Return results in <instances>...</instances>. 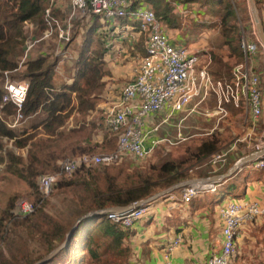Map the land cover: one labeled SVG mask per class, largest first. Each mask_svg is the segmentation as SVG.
<instances>
[{"label": "trees", "instance_id": "trees-1", "mask_svg": "<svg viewBox=\"0 0 264 264\" xmlns=\"http://www.w3.org/2000/svg\"><path fill=\"white\" fill-rule=\"evenodd\" d=\"M188 1L201 2V7L205 9L203 13L209 14L214 19L207 26L219 29L218 39L222 46L217 47L218 51H224L226 48L230 59L236 64L242 62L244 54L239 45L240 32L245 34L252 32L248 28L250 25L248 8L243 6L245 0L242 2L240 0ZM263 2L264 0H255L261 19L263 14L260 5ZM143 3L153 9L165 26L171 29L180 28L181 19L174 11V0H143ZM140 4L139 1L132 2L131 9L137 8ZM48 5L49 0H0V82L4 71L10 73L19 71L10 76L26 79L29 82L22 113L24 115L43 113V119L34 125V131L31 133L25 134L9 128L4 118L12 116L16 108L12 103L2 105L3 87L0 86V163H4V158L7 157L5 170L24 180L34 190L36 197L33 200L37 204L45 203L37 188L38 179L41 175L59 169L60 163H57V159L61 162L66 157L85 153H112L117 148V134L105 127L102 117L87 118L96 110L100 97L105 91L104 76L111 73L106 66V57L111 48L108 43L109 32L116 36L115 30L118 27L116 25L131 24L133 31L137 32V41H130V52H138L141 56L145 54V38L135 21L122 17L111 23L101 21L98 16H92L88 23L76 21L79 27L84 26L85 29L76 49L70 81H56L59 58L56 53L52 56L53 60L50 53L29 56L22 67L18 68L19 57L23 54L28 41L24 25L26 22L34 23L36 26L34 32L40 37L49 27L45 14ZM49 16L52 24L55 23L54 20L63 23L66 13L52 6ZM244 23L247 25L245 26ZM108 25H111L109 29H107ZM76 33L77 31L73 37ZM253 38L257 41L254 35ZM69 44L70 42L65 48ZM211 54L212 75L216 78L228 77L233 67L224 61L225 56L212 49ZM71 116L75 124L68 132H64L62 127ZM256 124L264 126V121L259 119ZM100 131L101 141H93L94 136ZM7 144H11L13 148H6ZM222 147V138L217 133H212L193 146L187 157L179 160L166 159L149 163L147 167L132 169L124 163H100L94 167L83 164L74 171L73 178L57 181L53 186L54 190L80 187L77 203L82 208L78 213L82 215L89 211L126 206L148 198L173 184L190 179L194 175L209 177L222 174L238 158L250 153V151L226 153L223 163L212 164V158L221 152ZM195 169L198 170L194 171ZM255 169L260 174L264 172V168ZM235 188L236 184L230 179L219 182L214 198L221 203L226 195L232 194L233 197L239 198L240 196L233 194ZM15 198V195L9 198L7 206L0 215V230L5 228L6 222L11 219ZM190 203L194 204L193 201ZM106 214L83 219L73 232L69 243L42 264H128L133 254L129 243L135 235L133 225L127 227L121 223H114ZM33 215L34 212L24 216L14 227L25 231L29 239L38 236L45 254L34 260L30 257L27 244L15 247L16 240L4 239L8 248L15 251L9 259H5L0 264H33L57 247L72 226L55 218L30 224L28 221ZM78 253L81 254L79 259L76 258Z\"/></svg>", "mask_w": 264, "mask_h": 264}, {"label": "built area", "instance_id": "built-area-1", "mask_svg": "<svg viewBox=\"0 0 264 264\" xmlns=\"http://www.w3.org/2000/svg\"><path fill=\"white\" fill-rule=\"evenodd\" d=\"M55 0H49L45 9L48 28L39 40H55L65 45L72 41L77 31L76 21L89 22L92 16H98L101 21L115 22L116 19L128 17L137 23L138 29L145 38V54L140 57L134 69V76L122 89L117 102L107 109L104 124L107 129L117 134V148L112 153H85L79 156L66 157L61 160L59 169L41 175L38 179V189L43 198L48 196L53 185L61 179L74 173L80 165H98L100 163H118L124 156H134L144 159L158 147L160 142H173L167 137L150 139L163 126L172 125V117L184 112L188 104L197 100L205 101L211 96L215 98V114H228L230 108H242L252 125H256L263 111L262 85L259 74L251 66L252 55L258 49L256 41L244 38L240 48L244 60L235 64L231 74L225 78H216L209 72L212 63L211 50L203 46L190 44H173L162 23L151 7L138 6L131 9L130 0H71V7L63 23L52 24L51 8ZM32 22L24 25L25 33L35 31ZM29 35V34H28ZM257 40V39H256ZM35 40L24 48L19 57L18 68L29 57ZM4 74L10 73L4 71ZM7 76V75H6ZM29 82L26 79H6L3 86L2 105L12 103L15 112L7 126L14 129L23 119L22 108L28 92ZM187 114L181 117L177 128L180 133L181 122ZM148 119L152 126L148 128ZM264 147V132L256 145V151ZM226 153L216 154L212 164L223 163ZM252 168H264V156L257 158ZM219 184H194L182 189V200L189 202L197 194L210 191L216 192ZM36 204L26 199L17 201L18 213L24 216L32 214ZM148 209V205L134 207L123 213L107 212L106 216L114 223L130 227ZM218 216L221 226L222 243L219 252L208 256L206 264H231L235 254V246L240 229L256 219L264 221V204L258 201L235 198L222 201ZM182 237H173L166 245L171 252L180 245Z\"/></svg>", "mask_w": 264, "mask_h": 264}, {"label": "rangeland", "instance_id": "rangeland-1", "mask_svg": "<svg viewBox=\"0 0 264 264\" xmlns=\"http://www.w3.org/2000/svg\"><path fill=\"white\" fill-rule=\"evenodd\" d=\"M240 1L242 2L243 0ZM61 3L66 6V10L69 8V6L71 7V3H69V0H61ZM200 3L201 2H198L193 6L189 5V8L186 9L185 13L180 15V19L182 20V27L179 31H171V37H179L181 39V43L192 42L190 44L203 46L205 48L208 47L215 52L223 54V56H225L224 61L229 63V66L233 67L236 63L233 61V59L229 58V51H227L226 48H224V51H218L217 47L222 46L220 45V40L218 39L219 29H217L216 27L207 26L211 22V20L214 19L209 14L203 13L205 9L204 7H201ZM243 6H247L248 8V13L250 14V25L248 26V28L251 29L252 32H246L245 34L241 31L239 45L243 38L248 41H255L253 38L254 35L256 37L255 39H257L256 42L258 45V49L255 54L252 55V61L253 65L255 66L254 69L260 71L262 75V96L264 100V49L261 47V45L259 47L260 43L256 35L254 21L250 13L247 0L244 1ZM189 9H192L193 12H188ZM260 9L262 10L263 14L264 2L260 5ZM116 26H118L115 30L117 34H115L116 36H113L112 32H109L110 39H108V43L111 45V48L107 56V69L111 73L106 74L103 78L106 82L105 91L101 95V103L103 104V108L102 111H98L95 114L102 117L103 120L107 109L111 108L117 102L123 87L132 80L134 76V69L137 66L141 56L137 52H130V41H137V35L132 32L133 30L130 27L119 28L120 25ZM110 27L111 25H108L107 29H109ZM84 29V26H78L76 35L73 37V40L66 48V44H59L52 39L45 42L40 41L39 35H36L34 30H32L31 34L28 32L26 33L27 35H29L25 49L27 48L29 43L37 40V42L32 46L29 56H37L50 53L51 60H53L54 57L52 58V56L54 53H56V55L59 57L57 59L56 81H70L69 78L71 77L72 73L73 60L76 55V49L78 48V45L83 36ZM249 34H252V36L250 37ZM189 37L194 39L195 41H192L190 39L187 41L186 39H188ZM58 51L61 53H59ZM18 72L19 71H13L7 74L3 73V78L1 80L2 83L0 82V86H4L6 79H16L12 78L10 75L16 74ZM215 108L216 101L213 96H211V98L209 99L208 104H205L203 106L198 105L191 112V114L186 116V118L181 122L180 133L182 139H179V137H177V128L174 127V124H178L179 119L189 112L186 107L184 112L173 115L174 117H172L171 119L172 125H170L169 128L166 127V125H163L159 129V138L167 136L173 142V144L160 142L158 147H156L146 158L136 159L134 156H124L123 160L118 163L127 164L132 169L137 167H147L149 163H157L158 161L161 162L166 159L179 160L181 158L187 157L190 152L189 150L192 149L193 146L199 144L204 138L209 137L212 133H217L222 138L223 147L220 153L224 152L228 154H235L237 152L245 153L247 151H250L251 153L256 151V145L259 143L262 133L264 132V126H261V124L252 125L249 119H247V116L244 113V109L242 108L232 107L229 109L228 114L225 116H222L221 113L215 114ZM11 117L12 116L5 117L4 121L8 123ZM259 119H261V121H264V106L262 116L259 117ZM151 126V120L148 119V127ZM17 131L19 130L17 129ZM6 148L11 149L13 147L11 146V144H7ZM5 152L6 151H4V153ZM6 161L7 157L4 158V163H0V215L3 209L7 206L9 198L13 195H15L16 198L14 201V209H12L11 211V219L6 222L5 228H2V230H0V247L2 248V251L0 252V263L4 262L5 259H9L11 254H13V252L15 251V249L10 250L8 248V245H6L5 243V240L11 238L17 241V243H15V247L26 246L27 244L30 257L34 258L35 260L38 256H42L45 254V249L40 244V238L38 236L35 235L34 239H29L28 234L25 231H23L21 228L14 227V225L24 217V215L18 213L17 201L23 198L36 204L34 215L31 216L28 221L30 224H34L40 221L45 222L47 219L55 218L67 223L68 225H73L75 220L82 215L81 213H78V211L82 210V208L77 203V197L80 194L81 189L80 187L72 186L62 190H54L53 186L48 196L44 198L42 196V199L45 200V203L37 204L33 200L36 197V193L34 192V190L24 180L5 170L4 165ZM252 163H254V161ZM252 163H249L247 166L243 167L240 171L237 172V174H240L245 170L256 171L255 168L251 167ZM197 170L198 169H195L194 171ZM256 172H251L250 178H255L257 174ZM262 174H264V172ZM73 177L74 175L72 174L67 177H61L60 180L71 179ZM233 199H235V197L226 195L222 199V201L224 202ZM172 203L175 204L176 201H173ZM158 207L160 210L163 208L166 209L167 205L165 202H163ZM151 212L152 209H147L145 213L139 218V220L133 223V226L136 227L140 222L143 223L144 220H146L151 215ZM245 228L243 229L244 231H249ZM255 228L257 230L264 231V222L258 223ZM249 240V238L244 237L241 238L240 243H236L235 254L231 264H264V237L261 240L259 239L261 243L260 249L263 248V251L256 254V256H254L252 252H257V248L256 246H253V244L256 245L258 240H251V242ZM79 249L80 248L78 244V250ZM246 251H248L247 254H245ZM80 256L81 254L78 253L76 255V258L79 259ZM235 258H237L236 261Z\"/></svg>", "mask_w": 264, "mask_h": 264}, {"label": "crops", "instance_id": "crops-1", "mask_svg": "<svg viewBox=\"0 0 264 264\" xmlns=\"http://www.w3.org/2000/svg\"><path fill=\"white\" fill-rule=\"evenodd\" d=\"M141 3L139 6H148L143 3V0H130V2ZM68 3V2H67ZM71 3V0H69ZM198 1H182L176 2L174 0L175 9L174 11L180 15L185 13L186 9L190 6L196 5ZM53 6L60 8L63 12L67 14L69 8L66 10V6L61 3V0H55ZM150 7V6H148ZM188 12H193L192 9H189ZM264 14V13H263ZM66 19V18H65ZM264 24V15L262 16ZM82 21V20H81ZM91 21V20H90ZM89 21V22H90ZM82 22H85L82 21ZM182 22V20H181ZM163 23V22H162ZM164 25V24H163ZM120 27L127 28L130 27L133 30V26L130 24L120 25ZM165 29L170 37V40L173 44H181V39L179 37H171L170 33L173 31H179L180 28L171 29L165 26ZM205 30V29H203ZM172 31V32H171ZM137 35V32L132 31ZM195 41L192 38L186 39ZM50 41V40H42ZM192 42H186L183 44H190ZM192 46H199L190 44ZM210 49V48H209ZM211 50V49H210ZM138 53V52H137ZM139 54V53H138ZM140 55V54H139ZM141 57V56H140ZM106 66H108V61L106 57ZM251 66L254 69L253 61L251 60ZM262 79L261 72L254 69ZM210 72V67H209ZM211 73V72H210ZM212 75V73H211ZM214 77V75H212ZM119 99V97H118ZM210 99V98H209ZM209 99L197 102V100L191 101L187 110L189 111L186 116L191 114V112L198 105L208 104ZM103 104L101 103V97L96 110L93 111L87 118H97L98 115H95L98 111H102ZM24 115V114H23ZM186 118V117H185ZM43 119V113L37 112L35 114L24 115L23 119L17 127L19 132H24L25 134L31 133L34 131V125L38 124ZM12 118L9 119V122ZM74 118L71 116L66 124L62 127L64 132H68L71 129L75 122ZM149 128V127H148ZM169 128V127H168ZM160 131V130H159ZM155 132L150 134V139L159 138L160 133ZM165 131V130H164ZM102 139V133H97L93 141L100 142ZM69 156V155H66ZM57 163H60V159H57ZM255 173L256 171H243L238 173L230 180L236 184V188L233 191L235 196H240L239 198H244L247 200L258 201L260 204H264V174L256 172L255 178H250V173ZM239 175V176H238ZM238 176V177H237ZM192 178H202L193 176ZM215 192L204 191L197 194L189 202H184L182 200V188L178 189L171 194H168L164 197H161L148 205V209H152L151 215L144 220L143 223H139L138 226H133L135 235L130 239L129 243L132 248V256L128 264H206V260L209 255L214 252H219L221 249L222 235H221V222L218 216L219 207L221 201L218 202L214 198ZM231 196H233L231 194ZM176 201V203H172ZM193 201L192 205L190 202ZM165 202L167 207L166 209H159V205ZM264 222L261 219H256L253 222L245 224L239 231L237 237V243L241 242V238H249L251 240H258L256 246L257 252H252L254 256L261 252L263 248L260 249L261 243L260 240L264 237V231L257 230L255 227L258 223ZM255 225V226H254ZM246 227V228H245ZM249 231H244L243 229ZM180 235L182 241L179 246H177L171 252H167L166 245L167 243L175 236ZM260 239V240H259ZM260 249V250H259ZM248 251L245 252L247 254ZM237 258H235V261Z\"/></svg>", "mask_w": 264, "mask_h": 264}, {"label": "water", "instance_id": "water-1", "mask_svg": "<svg viewBox=\"0 0 264 264\" xmlns=\"http://www.w3.org/2000/svg\"><path fill=\"white\" fill-rule=\"evenodd\" d=\"M247 3H248L251 16L254 21L257 38L259 40L261 47L264 49V26H263L262 19L259 15L258 9L256 7L255 0H247ZM263 156H264V147L261 148L260 150L251 152L249 154H246L240 157L222 174H216V175H212L209 177H202V178H190V179L181 181L179 183L173 184L149 196L148 198L142 199L134 203H130L126 206H114V207H109V208H105L101 210L89 211L81 215L75 220V222L73 223L69 231L66 233L64 240L57 247H55L47 255H45L43 258L39 259L38 261L34 262L33 264H42L43 262L50 259L54 254H56L64 245L68 244L73 232L75 231L78 224L83 219H86V218H89L95 215L104 214L107 212H115V213L127 212V211H130L134 207L149 205L151 202L161 197H164L168 194H171L172 192L178 189H181V188L183 189L185 187H188L194 184H214V183L219 184V182H222L224 180L231 178L232 176L237 174V172L240 171L243 167L247 166L249 163H252L257 158L263 157Z\"/></svg>", "mask_w": 264, "mask_h": 264}]
</instances>
